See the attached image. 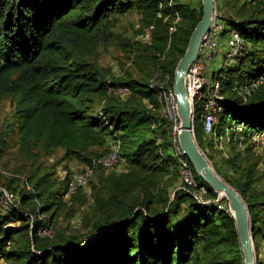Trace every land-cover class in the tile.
<instances>
[{"label":"trees","instance_id":"1","mask_svg":"<svg viewBox=\"0 0 264 264\" xmlns=\"http://www.w3.org/2000/svg\"><path fill=\"white\" fill-rule=\"evenodd\" d=\"M216 5L231 8L239 18L226 21L245 44L235 64L214 72L226 95L215 131L222 133L231 121L264 131V81L247 102L235 89L264 79V0H216ZM131 11L140 13L157 61L154 71H143L139 78L114 76L90 58L97 45L119 44L115 20ZM202 14V5L198 10L183 0L172 5L168 0H0V97L10 96L15 104L11 123L0 130V143L9 142L11 132L24 152L40 147L50 156L62 148L64 158L87 166L118 139L125 160L123 170L98 166L89 179L99 174V184L92 185L94 211L86 223L93 230L89 239L66 231L39 234L66 200L80 197L83 188L66 196L72 174L59 179L56 171L38 168L28 172L26 186L18 191L0 185V264H244L228 201L216 202L218 193L192 164L212 201L198 203L189 190H176L179 158L186 156L177 152L169 134L172 122L158 112L161 82L168 76L166 86L173 87L176 66ZM155 74L157 84L152 83ZM120 86L129 87L124 98L109 92ZM194 116L197 143L205 151L214 142L197 107ZM244 133L243 149L224 158L226 164L213 165L248 205L256 264H262L264 173H255L258 163L248 159L253 147ZM4 190L15 200L9 201Z\"/></svg>","mask_w":264,"mask_h":264},{"label":"rangeland","instance_id":"2","mask_svg":"<svg viewBox=\"0 0 264 264\" xmlns=\"http://www.w3.org/2000/svg\"><path fill=\"white\" fill-rule=\"evenodd\" d=\"M183 1L188 2L193 6H196L198 10L202 5V0ZM217 8L223 14L225 19L229 16L239 19L234 14L233 10L229 7L225 5H219ZM115 21L116 25L113 29L117 31L120 35L121 39L120 41H118L119 44L108 43L103 45H97L90 58L95 61L100 67L104 69H112V74L114 76H120L126 73L125 75L131 74L133 75V77L139 78L143 74V71H154L157 67V61L156 58L153 57L152 53H150V49L148 48L150 45V39H148V37L146 36L148 30L141 25L140 13L136 11H131L128 12L126 15L117 17ZM229 38L230 32H228L221 40L223 53L215 56L207 64L205 71L208 75H211L213 72L216 73L218 70L221 69L223 55L228 50ZM121 43H123L124 45H120ZM130 51H133V53H131ZM158 82V74H155L152 79V83L157 84ZM14 112L15 104L11 97L6 95L1 96L0 130L8 128V125L9 123H11V118L12 115H14ZM230 125V128L232 130L235 127H238V129H242L243 133H239L238 131V138L241 135H245L244 132H247V134H251L256 130L255 128L247 127L244 124L236 123L235 121H231ZM169 134L170 136H172V130L169 131ZM239 140L240 139H237L231 142V150L229 154L230 156L235 154L237 151L243 149L244 143ZM249 141L251 143V146L253 147V151L250 153L254 155L249 153L248 159L250 162L258 163L255 173H264V147H256L252 141V138ZM7 143L9 146L5 147ZM233 146H236V148L232 149ZM203 152L211 157V159H208L212 162V164L213 162L217 166H222L223 164H226V162H224V157L221 156V154L214 147V145L211 146V148H206ZM239 162L242 164V166L246 165V162L244 160ZM38 168L41 173L46 170L56 171V173H54V176H57L59 179H61V177L64 176L66 173H68L69 175H73L75 173L83 171L85 168V164L76 158H64V150L62 148L56 149L54 153L50 156H46L43 153L42 148L40 147H33L29 151L24 152L17 144V138L13 137V139L11 140L10 132L9 142H5L4 144H2V142L0 143V185L5 188V186L10 184L13 188L17 187L18 191L21 189V187L26 186L25 176L28 174V172L36 170ZM229 172L239 173V171L232 170V168L229 169ZM98 175H95L89 181V183L85 185L80 197L76 201H71L69 199V201L66 200L67 203L64 209L57 214V217L55 218V221L52 223V225H49L52 231H66V233L69 232L74 236L85 237L88 239L91 237L93 232L92 225L87 226L86 223L90 221L92 212L94 211L95 202L93 193L95 189L92 188V185L95 184L97 186L99 184ZM181 185L182 181L180 176V179L177 181L176 186ZM8 200L13 201L15 200V198L12 196H8ZM3 202L4 205L7 204L6 200H4ZM12 223L18 224L16 222ZM258 240V258L260 259V261H262V264H264V238L259 236ZM2 262L3 261H1V263Z\"/></svg>","mask_w":264,"mask_h":264},{"label":"built area","instance_id":"3","mask_svg":"<svg viewBox=\"0 0 264 264\" xmlns=\"http://www.w3.org/2000/svg\"><path fill=\"white\" fill-rule=\"evenodd\" d=\"M173 1L174 0H168V3L172 5ZM175 29L176 27L173 26L170 31L173 32ZM228 32H230L228 50L223 55L221 68H227L237 62V58L244 48L245 42L238 31L230 28L223 14L218 10L216 5L210 30L202 36V44L198 57L189 65L185 73L186 90L193 112L195 114V108L197 107L203 122L204 131L212 137L214 147L224 158L229 157L231 142L237 139H242V135L239 136V138L237 135L238 131L239 133H242V129L235 127L232 130L229 122V124L224 127L222 133H216L215 125L218 122V113L222 110V103L226 99V95L223 92L222 82L217 75H215L214 72L211 75H208L205 69L209 61L215 56L223 53L221 40ZM146 36L150 39L149 32L146 33ZM168 79L169 77L167 76L160 85L161 89L158 98L161 107L158 112L172 122V141L177 145V152L183 154L179 146L178 138L180 131V117L178 114L176 94L173 87L166 86ZM263 80L264 79L261 77L260 79L252 81L242 87H235V89L243 100L247 102L253 91L260 86ZM109 92L120 95L124 98L129 94L130 90L128 86H120L118 88H109ZM248 135L252 138L256 147H264V131L255 130V132ZM157 138L158 140L162 139L159 134H157ZM179 162L182 181V185L179 187L181 189L189 190L198 203H210L212 200L206 196L207 188L205 185H199L197 183L190 160L187 157H180ZM98 166L106 170L116 171H121L125 168V160L120 156V141L118 139L110 141V149L107 153L93 160L92 164L85 166L83 171L75 173L70 177L66 196L69 197L78 189L84 188L85 185L88 184L90 177L93 175L95 167ZM5 194L7 197L9 196L7 192H5ZM39 234L42 237H52L54 235L49 226L41 228Z\"/></svg>","mask_w":264,"mask_h":264},{"label":"water","instance_id":"4","mask_svg":"<svg viewBox=\"0 0 264 264\" xmlns=\"http://www.w3.org/2000/svg\"><path fill=\"white\" fill-rule=\"evenodd\" d=\"M215 7L216 0H202V17L193 30L188 47L174 72L173 88L180 117L179 146L183 154L190 160L197 174L218 193L217 201L223 197L228 201L230 212L235 220L244 264H256L253 227L248 205L240 192L218 174L212 162L199 147L194 131L195 116L185 84V73L189 65L198 57L202 36L210 30ZM220 193H223L224 196L221 197Z\"/></svg>","mask_w":264,"mask_h":264},{"label":"bare ground","instance_id":"5","mask_svg":"<svg viewBox=\"0 0 264 264\" xmlns=\"http://www.w3.org/2000/svg\"><path fill=\"white\" fill-rule=\"evenodd\" d=\"M220 196H221V197H223V196H224V194H223V193H222V194L220 193Z\"/></svg>","mask_w":264,"mask_h":264}]
</instances>
